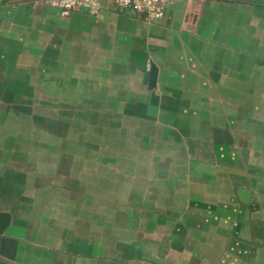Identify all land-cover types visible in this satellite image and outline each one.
<instances>
[{
  "label": "crops",
  "instance_id": "0c3cea01",
  "mask_svg": "<svg viewBox=\"0 0 264 264\" xmlns=\"http://www.w3.org/2000/svg\"><path fill=\"white\" fill-rule=\"evenodd\" d=\"M0 212V264H264V0H0Z\"/></svg>",
  "mask_w": 264,
  "mask_h": 264
},
{
  "label": "built area",
  "instance_id": "2783aa9c",
  "mask_svg": "<svg viewBox=\"0 0 264 264\" xmlns=\"http://www.w3.org/2000/svg\"><path fill=\"white\" fill-rule=\"evenodd\" d=\"M45 2L59 10L64 17L78 10L98 14L105 4H109L117 8L129 9L148 19H160L164 15L165 8L174 0H45Z\"/></svg>",
  "mask_w": 264,
  "mask_h": 264
},
{
  "label": "water",
  "instance_id": "95a60500",
  "mask_svg": "<svg viewBox=\"0 0 264 264\" xmlns=\"http://www.w3.org/2000/svg\"><path fill=\"white\" fill-rule=\"evenodd\" d=\"M150 86H154L157 77V68L153 65L150 72ZM11 222V215L7 212H0V234L4 233Z\"/></svg>",
  "mask_w": 264,
  "mask_h": 264
}]
</instances>
